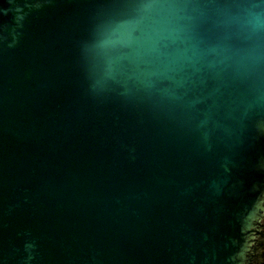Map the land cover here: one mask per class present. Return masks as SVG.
<instances>
[{
    "label": "water",
    "instance_id": "water-1",
    "mask_svg": "<svg viewBox=\"0 0 264 264\" xmlns=\"http://www.w3.org/2000/svg\"><path fill=\"white\" fill-rule=\"evenodd\" d=\"M0 264H264V0H0Z\"/></svg>",
    "mask_w": 264,
    "mask_h": 264
}]
</instances>
